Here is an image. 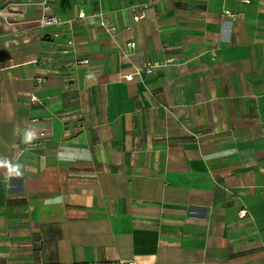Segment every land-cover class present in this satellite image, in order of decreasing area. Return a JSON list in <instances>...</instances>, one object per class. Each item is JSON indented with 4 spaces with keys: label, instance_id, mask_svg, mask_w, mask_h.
Wrapping results in <instances>:
<instances>
[{
    "label": "crops",
    "instance_id": "0c3cea01",
    "mask_svg": "<svg viewBox=\"0 0 264 264\" xmlns=\"http://www.w3.org/2000/svg\"><path fill=\"white\" fill-rule=\"evenodd\" d=\"M126 262L264 264V0H0V264Z\"/></svg>",
    "mask_w": 264,
    "mask_h": 264
},
{
    "label": "built area",
    "instance_id": "2783aa9c",
    "mask_svg": "<svg viewBox=\"0 0 264 264\" xmlns=\"http://www.w3.org/2000/svg\"><path fill=\"white\" fill-rule=\"evenodd\" d=\"M244 2L248 3L250 0H243ZM40 9H41V16L40 18L37 20V23L39 25V27H46V26H52V25H58L60 24V18L52 11V8L50 6V4L48 2H42L39 4ZM223 14L228 15V11H223ZM145 14L144 11L141 10L138 13H136V15L134 16V21H138L142 18H144ZM79 19L84 17L83 13H79L77 16ZM100 17V26L102 29H104L106 32H113V28H108L106 27V20L104 18L103 15H99ZM54 36L56 37L57 34H54ZM128 48L133 49L135 47V43L130 42L127 43ZM128 56L130 55L127 54ZM81 63H86L85 61L81 62ZM152 65H147L144 70L146 72H150V70L152 69ZM136 72H139V70H137ZM126 81H131L132 80V76L131 75H126L124 78ZM42 79L41 78H35L34 79V86L38 87L42 84ZM29 101L30 103H40L41 101L39 99H37V97L33 94L29 95ZM41 137L45 136L44 133L40 134ZM124 264H134L133 262H126Z\"/></svg>",
    "mask_w": 264,
    "mask_h": 264
}]
</instances>
